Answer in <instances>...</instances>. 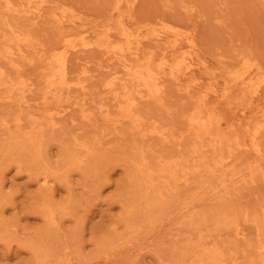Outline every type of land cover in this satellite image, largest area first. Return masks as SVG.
<instances>
[{"label": "rangeland", "instance_id": "1", "mask_svg": "<svg viewBox=\"0 0 264 264\" xmlns=\"http://www.w3.org/2000/svg\"><path fill=\"white\" fill-rule=\"evenodd\" d=\"M0 264H264V0H0Z\"/></svg>", "mask_w": 264, "mask_h": 264}, {"label": "bare ground", "instance_id": "2", "mask_svg": "<svg viewBox=\"0 0 264 264\" xmlns=\"http://www.w3.org/2000/svg\"><path fill=\"white\" fill-rule=\"evenodd\" d=\"M254 137V136H253ZM253 139V138H252ZM218 221V220H217ZM235 226V225H234ZM235 228V227H234ZM218 254V253H217ZM214 255H215V253H214ZM215 256H217V255H215ZM220 256V255H219ZM217 258V257H216ZM221 258V257H220Z\"/></svg>", "mask_w": 264, "mask_h": 264}]
</instances>
